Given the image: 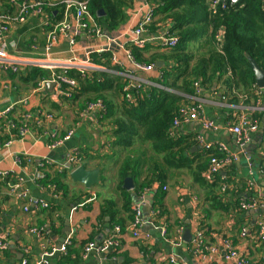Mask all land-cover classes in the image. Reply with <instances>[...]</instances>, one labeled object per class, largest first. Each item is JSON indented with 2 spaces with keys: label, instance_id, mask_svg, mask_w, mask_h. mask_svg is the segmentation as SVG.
<instances>
[{
  "label": "crops",
  "instance_id": "1",
  "mask_svg": "<svg viewBox=\"0 0 264 264\" xmlns=\"http://www.w3.org/2000/svg\"><path fill=\"white\" fill-rule=\"evenodd\" d=\"M41 1L45 5L43 10L47 16L50 13L53 16L56 12L61 17L63 5L59 4V0ZM153 7L152 23L144 34L150 38L161 32H170L172 28L171 19H160V14H156L155 6ZM10 9L14 10L12 7ZM127 9L124 23L113 30L114 32L122 33L132 27L144 11L141 0H133ZM93 18L97 22L94 16ZM37 21L26 20L17 25L6 38L16 41L18 49L24 52H31V47L35 44L38 49L33 55L40 57L43 56L44 33L37 27ZM98 24L106 31L104 25ZM215 36L219 39L217 33ZM202 43L193 42L189 46L197 47ZM90 45L81 38L73 50L83 57ZM145 47L146 57L152 53L167 51L160 47L158 41L147 42L143 48ZM69 49L71 48L67 40L61 36L53 46L52 56L56 60H67L72 53ZM94 54L98 55L90 54L92 62L100 65L94 62ZM118 55L124 56L122 51ZM156 62L161 63L156 66ZM151 63L155 64L151 72L135 74L140 77L145 88L158 86L174 91L183 97L181 106L200 103L204 115L216 124L215 128L207 129L194 120L183 123L175 133L171 134L169 130V134L183 140L182 145L192 142L188 153L184 154L190 159L188 166L196 167L204 157L207 144L212 151H218L214 147L223 143L226 150L218 151L219 154L222 158L232 155L229 162L212 175L210 181L204 179L212 187L204 191L194 183L193 178L196 175L186 168L182 173L168 167L162 162L161 155L152 152L149 144L140 142L137 137L127 149L114 146L110 137L113 136L111 131L114 127L110 119L103 120L102 116L96 117L93 114L80 118L81 110L78 118L74 117L64 99L53 98L52 82H47L44 90L34 91L41 79L33 84V80L23 79L19 74L0 71V236L6 245L0 251V264H20L25 257L28 264H35L40 260L44 246L51 243L57 245L61 239L62 244L68 241L73 244L75 254H78L81 247L82 256L83 247L87 243L97 245L104 241L114 225L121 230L119 246L107 252L93 248L85 258L82 257L80 264H124L126 261H130L128 264H171L167 260L170 255L176 256L182 264H204L195 261L185 247L171 246L150 224L143 223L138 231L139 235L135 236L128 229L132 221L129 222L128 212L123 209L126 200L129 201L132 211L138 202L142 201L147 205L152 200L151 208L155 205L168 213L165 215L167 227L173 220L174 224L168 227L171 232L178 226L179 221L182 220L188 227L196 216L197 219L200 216L205 231H210V235L206 236L207 240L210 241L217 233L222 232L232 239L239 252L248 250L252 253L254 261L250 260L251 262L264 264L260 263L264 255V241L258 236V222L262 221L264 224V207L257 205L256 208L247 210L239 208V202L251 198L257 199L258 204H264V89H259L254 84L245 91L243 88L240 91L231 90L235 95L229 97L219 81L207 89L198 87L195 94L188 95L163 84L160 69L164 62L161 59L157 58ZM30 67L34 66L27 68ZM44 70L47 75L42 79L50 75L48 69ZM24 98H28L25 106L20 101ZM190 99L193 103L186 102ZM53 103H57L60 108H55ZM26 110L35 117L29 120V130L20 135V124ZM37 111L43 114L51 111L55 116L46 123L42 120L44 117L36 115ZM241 115L257 127L249 132V139L243 145L237 142L235 135L228 129L229 125L239 122ZM69 129H73L69 139L60 146L48 148V143L54 137ZM74 149L80 151L78 164H70L68 160V154ZM127 154L129 169L120 177ZM16 158L20 160L17 161ZM79 165L87 170L97 168L98 181L90 187L73 181L68 166L75 168ZM162 168L166 172H161ZM159 173L165 178L162 184L156 179ZM126 178L132 180L130 188L124 187ZM57 183L62 185L57 187ZM10 184H18L17 192H10ZM25 190L27 200L20 195ZM192 196L197 198V202L193 201ZM34 199L46 202L47 207L36 212L30 210L27 202ZM141 211L143 218L144 210ZM31 228L39 229L41 233L30 231ZM242 229L246 230L244 237L240 235ZM59 256V253H55L49 264H58L56 259ZM227 263L237 264L234 261Z\"/></svg>",
  "mask_w": 264,
  "mask_h": 264
},
{
  "label": "trees",
  "instance_id": "2",
  "mask_svg": "<svg viewBox=\"0 0 264 264\" xmlns=\"http://www.w3.org/2000/svg\"><path fill=\"white\" fill-rule=\"evenodd\" d=\"M132 1L87 0V3L89 11L97 22L104 25L107 32H111L125 21L126 9L131 6ZM148 1L155 6V13L160 14V19L167 17L171 19L170 33L178 37V43L166 52L152 53L148 57L144 55L146 47H131V53L137 61L143 63L161 59L164 64L160 69L162 73L160 79L164 85L193 95L198 87L207 89L214 82L220 81L229 97L235 95L231 90L240 91L243 88L245 91L254 86L253 73L247 57H251L264 70V0H240L236 4L218 8L215 14L209 13L208 0ZM100 9L104 14L97 16V11ZM215 33L218 34L219 39L216 38ZM193 42L203 43L197 47L189 46ZM109 54L108 51L101 55L94 54L93 60L109 68L118 69L108 61ZM23 71L12 74H19L23 79H31L33 84L47 75L44 69L37 67L25 68ZM67 74L78 81V87L71 92V95L63 96L74 117L78 118L79 110H82L87 102L100 99L106 107L102 118L110 119L114 127L111 131L113 136H110L114 146L127 149L137 137L140 142H147L152 152L161 155L162 162L168 167L175 170L188 169L190 173L196 175L193 178L194 183L204 191L212 187L201 174L207 167L210 156L219 158L222 155L207 148L203 152L204 157L200 160V164H196V167L188 166L190 159L184 154L188 153L192 142L188 141L182 145L183 140L180 137L175 138L169 134L172 118L183 105V97L180 94L158 86L141 87L138 91H132L135 102L130 103L124 97L123 87L127 82L125 76L105 71H93L81 76L72 69L68 70ZM115 99H118V102H115ZM186 102L193 103L191 99ZM53 105L57 109L60 108L57 103ZM127 161L128 154L121 167L120 177L129 169L130 163ZM161 172L164 173L166 170L162 168ZM156 176L161 184L164 183L163 174L159 173ZM58 185L62 184L57 183V187ZM123 209L128 212L129 222L132 221L133 211L129 201H125ZM152 209L157 210L158 217L168 214L155 205ZM198 220L199 226L203 227L200 216ZM177 221L178 219L175 220V224ZM179 222L184 225L182 220ZM173 224L172 220L168 227ZM209 235L210 231H205V236ZM212 240L213 238L210 241ZM72 245L69 243L67 253L56 259L58 264L82 262L81 247L78 254H75L76 249ZM251 254L249 251L248 259L254 261ZM72 256L74 258H71ZM128 262L130 261L124 264Z\"/></svg>",
  "mask_w": 264,
  "mask_h": 264
},
{
  "label": "built area",
  "instance_id": "3",
  "mask_svg": "<svg viewBox=\"0 0 264 264\" xmlns=\"http://www.w3.org/2000/svg\"><path fill=\"white\" fill-rule=\"evenodd\" d=\"M239 1L240 0H208L207 5L211 14H215L218 8L236 4ZM141 2L142 8H144L143 13L132 27L121 33L102 30L101 26L94 20L93 15L89 11L86 0H59V3L63 5V12L60 18L56 12L53 16L51 13L47 16L43 10L44 5L41 0H0V71L17 73L29 66L48 69L50 75L45 79H41L34 91H42L47 82H52L54 84L52 95L56 100H62L63 96H70L71 92L78 87V81L67 74L68 70H75L79 72L81 76L90 74L93 71L118 73L127 78V82L123 87L124 97L128 102L134 103L135 98L132 91H138L141 87L145 88L140 77L135 75L136 72H151L155 68V64L137 61L131 53V47L143 48L147 42L153 43L158 41L163 50H168L175 47L178 43V37L170 32H161V34L152 38L144 35L145 32H147V27L152 23L154 7L147 0H141ZM10 7L14 8V10H11ZM28 19H37L36 25L44 33L43 56L36 57L33 55V52L38 49L35 44L32 47L30 46L31 52H24L18 49L16 41L6 38L17 25L23 24ZM61 36L65 37L71 48L69 50L72 52L70 58L64 61L56 60L52 56L53 46L58 42ZM81 38H84L86 42L91 44L83 57H80L73 50ZM107 51L110 52V64L116 66L118 69L107 68L102 64L98 65L92 62L90 54L96 53L101 55ZM119 51L123 52V57L118 55ZM20 101L21 104L25 106L28 98H24ZM201 107L200 103L190 106H180L172 118L170 133H175L183 123L194 120L199 121L204 128H215V122L204 115ZM105 108L104 103L100 99H96L87 102L79 116L81 118L82 116L86 117L87 115L93 114L96 117H101L102 113L105 112ZM7 110L9 111L10 107L7 108ZM36 115L41 118L44 117L42 120L46 123L53 119L51 113L43 114L41 111H37ZM34 117L35 116L28 110L24 112V120L20 124L21 126L19 129L20 135L25 134L29 130V120ZM256 128V125L251 124L250 120L244 117V115L239 117V122L237 124L228 126L230 132L235 135L237 142L241 145L248 141L249 132L254 131ZM72 133L73 129H69L64 134L57 135L48 143V148L52 149L62 145L69 139ZM206 147L208 148L209 145L207 144ZM214 149L224 151L226 147L223 143H218ZM80 156L79 150H72V152L68 154L69 163L78 164ZM231 157L232 155H225L223 158H218L214 155L210 156L208 165L202 173V176L205 177L203 179L210 181L212 175L225 166ZM16 160L19 161L20 159L16 158ZM9 186L11 193L17 192L18 184H10ZM20 195L27 200L26 190L22 191ZM192 199L194 202H197L195 196H192ZM27 204L30 210L35 212L41 208L47 207V203L42 200H30ZM145 205L146 204L141 201L133 207L134 216L132 222L128 225V229L132 231L135 236L139 235L138 231L141 225L145 223L141 211L142 207ZM257 205L264 207V204H258L255 198L239 202V208L242 210L256 208ZM25 209L28 210V207ZM148 216L150 226L159 231L161 238L175 248L185 247V250H187L194 260L199 263L228 264L227 262L234 261L237 264H257L248 259V250L239 252L232 239L225 234H217L213 237L214 241L209 242L205 236L204 227L199 226L197 216L193 219L191 224L188 225L189 229L192 231V238L187 243L183 240V233L188 227L179 222L178 226L174 227L171 232L166 226V216L163 215L158 217L157 210L151 207L148 211ZM258 226V236L264 241L263 222L259 221ZM30 231L36 232L37 234L41 233L39 229L36 228H31ZM120 231V227L114 225L107 239L97 245H94L92 242L87 243L83 247L82 257L85 258L88 252L93 248L100 252L116 249L121 241ZM240 235L244 237L246 235V230L242 229ZM69 243L68 241L61 244L59 247L55 243L47 244L43 247L40 260L35 264H49L50 258L55 253H59L60 255L66 254ZM5 247V241L3 237L0 236V251ZM167 260L171 264H182L174 255L168 256ZM261 262H264V255L261 257L260 263ZM20 264H28L27 258L21 259Z\"/></svg>",
  "mask_w": 264,
  "mask_h": 264
},
{
  "label": "water",
  "instance_id": "4",
  "mask_svg": "<svg viewBox=\"0 0 264 264\" xmlns=\"http://www.w3.org/2000/svg\"><path fill=\"white\" fill-rule=\"evenodd\" d=\"M101 14H104V12L100 9L97 11V15L100 16ZM248 62L251 66L252 73H253V79H254V84L257 88L259 89H264V70L259 67V65L250 57L247 58ZM161 62H156V66L160 65ZM47 86H50V84H47ZM70 172V177L73 181L75 182H80L84 184L86 187H90L93 183L97 182L99 179L98 175V169L94 168L91 170L85 169L84 166L79 165L75 168H71L68 166ZM132 184L131 178H126L124 181V187L130 188ZM152 203V200H149L147 205L142 207V210H144V217L143 221L145 224H149V216H148V211L150 209V205ZM67 225V223H65ZM191 239V231L189 228H187L183 234V240L185 242H189ZM63 240H59L57 246L59 247L62 244Z\"/></svg>",
  "mask_w": 264,
  "mask_h": 264
},
{
  "label": "rangeland",
  "instance_id": "5",
  "mask_svg": "<svg viewBox=\"0 0 264 264\" xmlns=\"http://www.w3.org/2000/svg\"><path fill=\"white\" fill-rule=\"evenodd\" d=\"M127 10H129V9H127ZM127 10H126V11H127ZM123 23H124V22H123ZM123 23H122V24H123ZM122 24H121V25H122ZM121 25H120V26H121ZM167 51H168V50H167ZM58 111H60V110H58ZM60 112H61V111H60ZM47 113H51V114L53 115V112H51V111H49V112H47ZM54 116H55V115H54ZM54 116H53V117H54ZM167 170H168V169H167ZM177 171H181V172L183 173V172L185 171V169L182 168V170H176V172H177ZM186 179H188V178H186Z\"/></svg>",
  "mask_w": 264,
  "mask_h": 264
}]
</instances>
